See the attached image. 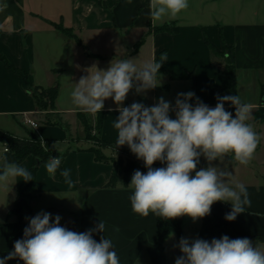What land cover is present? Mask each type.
<instances>
[{"label":"crops","instance_id":"0c3cea01","mask_svg":"<svg viewBox=\"0 0 264 264\" xmlns=\"http://www.w3.org/2000/svg\"><path fill=\"white\" fill-rule=\"evenodd\" d=\"M209 1L215 3L214 12L201 13L194 19L190 14L178 15L154 25L149 16L150 0H0V5H6L0 10V52L27 72L32 86L58 87L55 107L49 112L62 115L70 124L68 131L43 123L46 111L37 107L23 76L11 72L0 59V118L23 115L37 123L34 127L24 122L23 117L16 122L0 120V130L18 137H26L28 130L35 131L43 140H55L57 149L58 141H64L68 151L61 171L70 170L74 182L69 187L58 170L51 176L45 168L47 161L40 163L37 188L28 198L22 220L15 208L19 201L18 190L24 181L17 178L12 186V182L8 186L0 185V258L14 250V243L23 238L30 218L48 212L53 218L59 215L61 226L66 228L76 222V232L93 229L99 219L103 220L104 233L94 232L93 238L98 242L101 235L111 239L120 264H154L158 256L157 217L150 213L145 218L132 211L133 189L129 185L107 187L112 165L96 161L89 150L94 141L85 135L78 117V112L84 110L72 104L71 92L75 83L87 75L86 69L93 65L106 70L112 61L133 59L140 66L153 58L160 62L166 52L168 59L159 70L160 86L139 95L133 89L123 106L133 102L153 106L160 97L174 105L178 93L191 91L195 97L190 103L195 104L199 98L214 108L217 95H228L225 91L227 77L213 65L210 45L218 51L226 46L234 48L238 96L242 102L252 105L248 123L261 138L248 166L230 158H225L223 163L213 162V166L232 172L230 182L246 186L251 206L231 222L225 219L231 211L230 203L217 202L211 210L217 221L264 249V0H207V3ZM169 22H174L169 31L152 29ZM59 25L70 28L82 43L63 33ZM63 74L69 75L70 82L66 96L60 80ZM116 107L113 100L108 99L100 113H88L93 123L101 118L98 134L115 146L114 122L119 116ZM224 107L234 117V106L225 103ZM170 115L175 118L174 113ZM4 146L0 142V163ZM119 148L131 152L127 145ZM104 151L115 154L112 147ZM34 162V156L29 155L18 165L29 170ZM204 165L209 166L201 157L198 167ZM201 226L202 219L193 221L184 216V238L204 239L200 236ZM178 243V235L173 230L164 243L166 264H175V259L182 255L176 247ZM7 264L23 262L13 259Z\"/></svg>","mask_w":264,"mask_h":264},{"label":"clouds","instance_id":"9594fccd","mask_svg":"<svg viewBox=\"0 0 264 264\" xmlns=\"http://www.w3.org/2000/svg\"><path fill=\"white\" fill-rule=\"evenodd\" d=\"M4 7L0 5V10ZM188 7L189 0H150V20L155 25L166 18L175 19ZM167 59L165 52L160 62L153 58L140 66L133 59L112 61L106 70L93 65L75 83L72 104L91 114L100 113L108 99L116 104V146L127 145L147 169L146 173L136 170L129 184L134 213L145 218L151 213L163 220L187 216L197 221L210 215L215 203L224 202L231 204L225 219L234 221L251 206L249 193L243 183L230 182L231 171L213 166V162L223 163L230 158L242 166L251 164L261 139L248 123L252 105L242 102L238 95H217L214 108L199 98L193 104L190 101L195 94L189 91L178 93L174 105L160 97L153 106L140 102L123 106L133 89L139 95L160 86L159 70ZM225 103L234 106V117L225 109ZM201 157L208 167H198ZM156 162L165 166L153 167ZM60 165V156H55L49 158L45 168L54 176ZM60 175L69 187L73 186L70 170L64 169ZM17 178L33 180L27 168L4 157L0 185L12 182V186ZM60 221L59 215L53 218L48 212L30 218L23 238L15 241L14 250L0 258V264L13 259L23 264H120L111 239L101 235L98 242L93 238L94 232L104 233L103 220L85 232L69 230ZM176 247L182 255L175 264H264V249L248 238L230 239L224 235L209 242L182 237Z\"/></svg>","mask_w":264,"mask_h":264},{"label":"trees","instance_id":"16d2710c","mask_svg":"<svg viewBox=\"0 0 264 264\" xmlns=\"http://www.w3.org/2000/svg\"><path fill=\"white\" fill-rule=\"evenodd\" d=\"M172 25H174V22L154 26L152 29L156 32L169 31L171 30ZM58 28L63 33L74 37L79 43H82L80 38L75 35L70 28H65L60 25ZM210 51L213 65L227 77L225 91L228 95H238L234 48L226 46L223 51H218L213 45H210ZM228 58L230 61H228ZM0 59L10 71L23 76L25 85L29 93L33 96L37 107L40 110L46 111L42 122L45 124L63 126L69 131L70 124L65 122L60 114L49 112L55 107V101L59 93L58 87H42L39 85L32 86L27 72L18 68L2 52H0ZM78 117L83 123L86 137L88 139L92 138L91 140H93V135H91L93 123L88 117V112H78ZM95 128L97 129V140L101 142V145L97 146L94 144L89 148V150L94 153L96 161L108 162L112 165V173L106 184L107 187H118L120 185L128 186L131 182L132 175L136 170L146 173L147 169L144 166L143 161L138 160L133 153L132 156H124L123 154H106L104 149L109 147L114 148L115 151L123 153L126 151L101 139L98 134V131L101 129V118L96 119ZM0 142L8 147V150L4 151L3 158L6 157L9 162L19 164L29 155H33L35 158L34 164L29 168V171L32 173L33 180L24 182L18 190L19 201L17 202L15 212H17L20 220H22L23 210L28 208V198L33 196L37 188L36 175L39 164L48 161L51 157L60 156L61 165L58 171L61 172L62 161L67 152L64 154L60 153L57 149L55 140H43L35 131L30 130L27 131L26 137H18L10 132L0 130ZM54 144L55 148L53 147ZM45 147L48 148L47 151L45 150ZM162 166L165 165H162L160 162H156L153 165V167ZM204 167H206V165H204ZM182 221L183 217L174 220H163L157 217L158 256L155 259L154 264H166L164 243L173 230L176 231L179 240L182 237L184 238ZM76 228L77 223L75 222V224L68 229L74 231ZM224 235H227L230 239L243 238L236 234L227 224L217 221L211 210L210 215L202 218L200 236L203 237L204 240H208L210 242L213 238L219 239Z\"/></svg>","mask_w":264,"mask_h":264},{"label":"rangeland","instance_id":"374dc122","mask_svg":"<svg viewBox=\"0 0 264 264\" xmlns=\"http://www.w3.org/2000/svg\"><path fill=\"white\" fill-rule=\"evenodd\" d=\"M210 11L211 12H214L215 11V3L210 2V1L207 3V0H189V7H188V9L185 10V11H183V12H181L179 15L190 14V15H192V17L194 19V16L198 17L201 13H207V12H210ZM60 80H61V83L63 84L64 91H66L65 92V96H66L67 93L69 92L68 90H70V86H69V83H70L69 82V75L68 74L61 75ZM70 115H71V117H73V114H70ZM22 117H23V115H21L20 117H18V116L14 117V115L12 114V115H8L5 118H0V120L3 121V122H5V123L7 121H12V122L15 121L16 122V120L18 121V120L22 119ZM63 120L65 122H68V120L65 119L64 117H63ZM95 124H96V121L93 123V128L91 130L92 131L91 132V135H93L94 144L97 145V146H99V145H101V142L99 140H97V129L95 128ZM61 127L64 130H66L65 127H63V126H61ZM57 145H58V149H60L59 151L61 153L64 154V153H66L68 151V148H66L67 146H66V143L64 141H58V144ZM115 154L116 155L123 154L124 156H132L133 155L130 152L123 153V152H120V151H115ZM190 238H192V237H189V239Z\"/></svg>","mask_w":264,"mask_h":264},{"label":"built area","instance_id":"2783aa9c","mask_svg":"<svg viewBox=\"0 0 264 264\" xmlns=\"http://www.w3.org/2000/svg\"><path fill=\"white\" fill-rule=\"evenodd\" d=\"M23 120H24V122H26V123H29V124H31V125H37V123L35 122V121H33L32 119H30L28 116H23ZM8 150V147H7V145H5L4 146V151H7Z\"/></svg>","mask_w":264,"mask_h":264},{"label":"water","instance_id":"95a60500","mask_svg":"<svg viewBox=\"0 0 264 264\" xmlns=\"http://www.w3.org/2000/svg\"><path fill=\"white\" fill-rule=\"evenodd\" d=\"M228 61H230V59L228 58Z\"/></svg>","mask_w":264,"mask_h":264}]
</instances>
